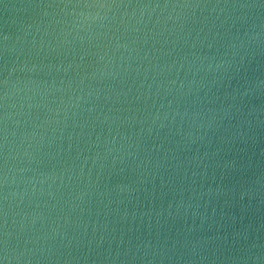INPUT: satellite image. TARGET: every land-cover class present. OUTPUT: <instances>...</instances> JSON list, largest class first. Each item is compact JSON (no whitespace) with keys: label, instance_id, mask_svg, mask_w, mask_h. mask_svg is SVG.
Returning a JSON list of instances; mask_svg holds the SVG:
<instances>
[{"label":"clouds","instance_id":"9594fccd","mask_svg":"<svg viewBox=\"0 0 264 264\" xmlns=\"http://www.w3.org/2000/svg\"><path fill=\"white\" fill-rule=\"evenodd\" d=\"M0 264H264V0H0Z\"/></svg>","mask_w":264,"mask_h":264}]
</instances>
